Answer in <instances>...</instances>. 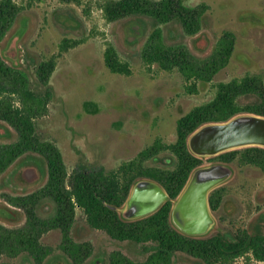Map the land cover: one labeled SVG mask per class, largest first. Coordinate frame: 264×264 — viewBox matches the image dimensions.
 Returning a JSON list of instances; mask_svg holds the SVG:
<instances>
[{
  "label": "rangeland",
  "instance_id": "374dc122",
  "mask_svg": "<svg viewBox=\"0 0 264 264\" xmlns=\"http://www.w3.org/2000/svg\"><path fill=\"white\" fill-rule=\"evenodd\" d=\"M104 1L83 0L77 6L57 0L34 4L17 0L20 12L0 41V62L27 74L35 92L40 91L37 66L53 61L51 96L35 124L41 139L58 148L68 173L80 163L113 171L156 140L172 144L176 121L194 107L211 101L218 83L246 75L264 81V0H185L187 7H205L202 25L194 36L186 35L177 21L156 25L147 16L107 22L99 9ZM156 29L161 31L166 46H184L198 59L209 57L220 37L228 32L235 39L233 54L210 82H195L196 92L190 93L187 88L192 81H185L177 69L163 71L145 61V45ZM72 42H76L73 48ZM107 46H112L119 61L127 64L129 75L113 74L107 69L103 60ZM251 102V98L241 101ZM84 103L91 104L90 113L84 110ZM11 104L20 106L15 96ZM16 141L14 129L0 120V145ZM239 157L227 164L233 170L232 178L216 188L221 202L215 211L210 209L215 220L210 236L216 232L231 236L241 229L264 231V169L242 164ZM203 161V165L217 163ZM29 165H35L40 175ZM144 166L169 170L173 159L163 152ZM27 169L36 174L26 178ZM45 182L41 158L26 155L16 159L0 175V225L7 229L22 226L23 210L9 201L34 193ZM52 211V204L45 201L38 214L46 218ZM71 236L91 247V255L83 264H107V255L114 251L134 261L144 258L141 246L114 241L104 232L89 228L79 209L75 210ZM41 242L50 248L48 264H68L59 247V231L45 233ZM0 264L26 263L3 254ZM172 264L202 263L176 255ZM234 264L264 262L244 257Z\"/></svg>",
  "mask_w": 264,
  "mask_h": 264
},
{
  "label": "trees",
  "instance_id": "16d2710c",
  "mask_svg": "<svg viewBox=\"0 0 264 264\" xmlns=\"http://www.w3.org/2000/svg\"><path fill=\"white\" fill-rule=\"evenodd\" d=\"M16 1L0 0V41L20 12ZM43 1L27 0L28 4ZM57 1L77 6L83 2ZM99 9L110 23L143 16L151 18L156 25L177 21L188 36L198 33L205 12L204 6L187 7L185 0H106ZM234 42V35L225 32L210 56L198 59L184 46H166L161 39V31L156 29L147 40L144 59L163 71L177 69L185 81H192L187 89L195 93V82L208 83L225 68L233 54ZM75 44L72 42L71 48ZM65 48L69 47L65 45ZM103 60L111 73L129 75L127 64L119 61L112 46L105 48ZM53 71L52 60L37 66L36 79L40 91L35 92L30 87L27 74L7 68L0 62V120L17 134L15 143L0 145V175L16 159L26 155L41 158L46 170L44 186L32 194L9 201L23 210L25 223L14 229L0 225V256L7 254L26 264H48L50 248L41 242V237L51 230H57L61 234L59 247L68 264H83L91 255V247L89 243L74 241L71 236L75 210L79 209L89 228L104 232L114 241L142 247L144 258L141 261L131 260L121 252L114 251L107 255V264H172L176 255H185L202 264H234L244 257L264 262V231L252 233L241 229L231 236L216 232L206 238L193 239L172 228L169 221L170 202H166L156 213L130 222L122 220L117 212L102 202L111 207H121L131 187L140 179L156 181L170 198H176L191 172L204 162L187 149V138L191 133L205 124L226 122L240 114L264 116V81L260 77L246 75L241 79L218 83L211 101L194 107L176 121L174 143L163 144L156 140L140 151L135 159L113 171L80 163L68 173L58 148L52 142L41 139L35 124L37 115L45 110L50 99L49 79ZM13 96L18 98L20 106L11 104ZM249 98L253 102L241 103ZM90 106V103H84V110L88 113L91 112ZM163 152L172 156V169L144 166L146 161L156 159ZM238 154L242 164L264 169V149L258 147L225 152L207 161L230 164ZM29 167H34L40 175L35 165ZM45 201L52 204L53 211L43 218L38 210ZM220 202L221 194L215 189L208 196L210 209L215 211Z\"/></svg>",
  "mask_w": 264,
  "mask_h": 264
},
{
  "label": "water",
  "instance_id": "95a60500",
  "mask_svg": "<svg viewBox=\"0 0 264 264\" xmlns=\"http://www.w3.org/2000/svg\"><path fill=\"white\" fill-rule=\"evenodd\" d=\"M250 147L264 149V116L240 114L226 122L205 124L187 138L188 151L202 160ZM35 174L32 171V176ZM232 176L233 170L227 164L202 165L191 172L174 199L156 181L140 179L131 187L121 207H111L102 202L117 212L122 220L129 222L146 218L170 202L169 221L172 228L183 236L201 239L209 237L215 228L208 196Z\"/></svg>",
  "mask_w": 264,
  "mask_h": 264
},
{
  "label": "flooded vegetation",
  "instance_id": "af4514ba",
  "mask_svg": "<svg viewBox=\"0 0 264 264\" xmlns=\"http://www.w3.org/2000/svg\"><path fill=\"white\" fill-rule=\"evenodd\" d=\"M32 171H34L33 169H27V171L24 173L25 174V177L27 178V177H29V176H31L32 177ZM35 172V171H34Z\"/></svg>",
  "mask_w": 264,
  "mask_h": 264
}]
</instances>
